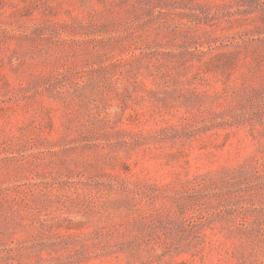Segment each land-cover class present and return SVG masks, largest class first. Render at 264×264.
<instances>
[{"label":"rangeland","instance_id":"obj_1","mask_svg":"<svg viewBox=\"0 0 264 264\" xmlns=\"http://www.w3.org/2000/svg\"><path fill=\"white\" fill-rule=\"evenodd\" d=\"M0 264H264V0H0Z\"/></svg>","mask_w":264,"mask_h":264}]
</instances>
